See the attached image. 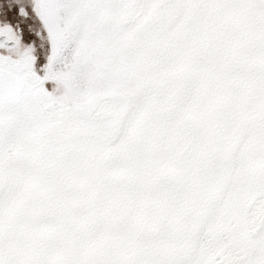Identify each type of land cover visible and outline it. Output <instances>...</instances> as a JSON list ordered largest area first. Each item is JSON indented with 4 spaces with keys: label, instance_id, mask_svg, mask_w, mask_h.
<instances>
[{
    "label": "snow or ice",
    "instance_id": "6c2138e0",
    "mask_svg": "<svg viewBox=\"0 0 264 264\" xmlns=\"http://www.w3.org/2000/svg\"><path fill=\"white\" fill-rule=\"evenodd\" d=\"M0 264H264V0H0Z\"/></svg>",
    "mask_w": 264,
    "mask_h": 264
}]
</instances>
